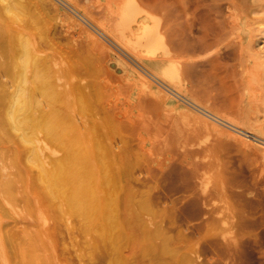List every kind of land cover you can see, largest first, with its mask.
<instances>
[{"label": "rangeland", "instance_id": "obj_1", "mask_svg": "<svg viewBox=\"0 0 264 264\" xmlns=\"http://www.w3.org/2000/svg\"><path fill=\"white\" fill-rule=\"evenodd\" d=\"M25 1L37 27L55 33L63 70L82 76L70 79L80 87L65 108L76 126L60 110L67 137L34 141L47 162L70 152L80 159L75 186L64 193L85 187L98 202L116 171L124 175L121 198L131 188L146 201L138 224L133 216L121 225L133 264H156L155 252L143 254L146 234L155 231L181 239L159 247L165 264H264V0ZM124 4L135 23L122 33L116 26ZM143 26L158 34L154 58L134 44ZM157 61L170 82L156 75ZM83 131L89 139H79ZM27 155L18 139H0V183H14L11 194L0 191V264H17L13 243L24 246V264H109L104 242L115 226L44 203ZM156 236L151 242L161 243Z\"/></svg>", "mask_w": 264, "mask_h": 264}, {"label": "bare ground", "instance_id": "obj_2", "mask_svg": "<svg viewBox=\"0 0 264 264\" xmlns=\"http://www.w3.org/2000/svg\"><path fill=\"white\" fill-rule=\"evenodd\" d=\"M41 1H46V0H41ZM67 1L70 4L75 5L74 0H67ZM124 2L125 1H123L122 4ZM78 3H81L80 0ZM70 4L66 3L65 5L68 6ZM115 5L118 4L116 3ZM127 7H128L127 4H124L122 7L120 5L118 9L119 13H117V15L119 16V18H117L119 20V24H117L116 27L118 28L117 30H119V32L122 33H124L125 30H130L131 25L135 23L134 22L135 19H132L134 20L132 21V23L129 22L131 19H129L127 16L129 15V11L127 10ZM145 8H147V6ZM149 9L151 10V8ZM156 11L157 10H154V12ZM152 12L153 9L150 12L151 15L153 14ZM31 13H32V8L30 6V2H27L25 0H0V139H5L7 141H9V139H14V138L18 139L19 144L21 145V152L24 151L28 152L27 155L28 157L26 158L29 159H27V161L31 165L33 164L34 168L37 171L36 179H34L35 181L34 184L39 189L41 199L42 200L44 199V203H47L48 206L50 207L56 208V210H60V211L63 210L64 215L66 214L67 211H74V213L78 214L81 217H84L85 219L97 220L99 224L101 223L100 225L101 228L103 227L110 228L111 226H115V232H113L112 234L110 233L109 237L108 234L107 235L108 240L104 242L105 249L109 251L106 253L107 261L109 264H133L136 253L134 251H130L129 248L124 245V237H128L129 234L128 232L125 231V229L121 225L124 222L127 223V221L131 219V217L136 216L138 214L137 209H139L141 206H144L146 201L142 199H137L138 195L135 192H132L131 188H127L125 193L126 195L123 198H121V191L123 190L121 184L124 183L125 179H124V175L120 174L118 170L116 171L117 181L115 183L110 182L112 180L108 181L109 184L106 187L109 190L107 191V193H105L106 195L104 194L101 198L98 199V202L94 201L93 199L94 197L91 191L89 192L88 188L85 187L83 188L81 186L76 187L72 194L70 195L65 194L64 193L65 187H67L68 185L75 186V183L77 181L75 174L76 166L78 164L77 161H80V159L74 161L72 157H70L71 152L69 153V151H67L70 154L69 156L65 155L63 158L55 159L53 162L52 161L47 162V157L44 154H42L43 149L41 147L38 146L36 147L34 145V141L35 139H38L37 137L39 135H41L42 138L55 139V140L58 139V137L60 136H62L61 138H64L63 135L67 137L66 135L67 133L60 128V125L58 123L61 116V114H59L60 110L62 111L64 110L63 115L69 121H71L73 126L74 125L76 126V124L73 121V117L67 112L69 108L67 109L65 108L67 106V102L69 101V99L74 98V97L72 98L71 96L74 92L75 87L78 88L77 89L78 91L80 87L77 86L78 84L71 86L69 81L72 82V80L70 79H73L74 75H76V77L80 78L79 80H82V76H80L75 70L70 68L63 70L64 60L62 59L61 56L58 55L57 51L54 50L55 33L44 27H37V19L33 17H29ZM156 14L157 12L154 15ZM72 19L73 18L70 16L67 17V15H63L62 22H66V23L68 22L66 26L68 29L74 27L75 21ZM100 21L102 23L104 22L102 19L99 20V22ZM99 22H98L99 25L102 24L101 22L100 23ZM107 23L110 24L108 21ZM159 29H161V27ZM157 35L158 34H156L152 28L143 26L139 30V32L134 34L135 36L134 44H138L139 46H142V49L146 48L148 52H151L150 55L154 58V52L152 51L156 49V45H157L156 42L158 40ZM86 36L93 43H98V41L94 39L93 36H91L87 32H86ZM171 48L174 49V47ZM171 48L170 50H172ZM152 64L155 66L154 71L156 75L158 74V77L160 76L161 78H163L164 82L165 80L170 82L169 80L170 76L167 73L166 69L164 68L163 66L164 64L158 61L152 62ZM69 73L71 74L70 76L72 77H67V74ZM84 85L83 87H85ZM80 90L86 91V88L84 89L80 88ZM83 91H81V93ZM85 94L86 97H84V95L81 97L84 100V102L83 100L79 99L82 101V103H84V106H86L84 98H87V93ZM87 102L89 106L91 105L94 106L93 107L94 110V108L96 107V105H94V102L91 105H90L91 101L87 100ZM81 106L83 105L81 104ZM192 107L194 108V105ZM95 113L98 115L96 110ZM203 114L206 115L205 113ZM206 116L208 117V115ZM107 118H109V116ZM82 121L84 122L85 119H82ZM106 121H108V119ZM73 132L74 131L71 130L69 134H72ZM97 132L98 131H95V135H96L95 137H97V135L99 134V132L98 134ZM76 134L79 137V139H89L87 137L88 134L84 133V131ZM91 134L94 135L93 133ZM91 137L94 138V136ZM54 143L57 144L58 142L57 143L54 142ZM69 150L71 151L72 147ZM72 151H74V149ZM111 172L113 171L110 170V173ZM109 185L110 188L108 187ZM13 188H14V183L12 182H6L5 184L0 183V191L6 193L7 195L11 194ZM62 199L63 201H60ZM38 201L40 204L41 201L40 200ZM97 203L100 205H104L102 209H99L100 211L96 208ZM140 211L141 210H139V212ZM135 219L138 220L140 219V217L137 219L136 216ZM136 222L138 224L139 220ZM133 225L134 224H132V226ZM132 226L131 228H133L136 225H134L133 227ZM104 229L101 231L104 232L105 234V231L107 229L106 228ZM159 229L160 228L158 227V230ZM158 232L159 231H155V233L153 232L146 234L147 236H145L144 239L145 242L148 243L147 246L143 248L144 249L143 254L147 252L149 254L155 252L153 256L156 259V264H165L162 258H164V254L167 253L162 250L158 252V249L159 247H161V245H165V246L167 245V247L169 248L171 242L174 244V241L178 240V237L177 239L174 238L175 240L173 241L172 238H170V236L168 237L167 234L168 232L165 234H163L162 232L159 233V235L160 234L163 235L162 242L159 244H153V242L151 241L156 236V234L158 235ZM129 233H131V231ZM134 233L131 234L134 235ZM134 236L137 238L138 235H134ZM158 236L156 237L158 238ZM138 238L140 239V236H138ZM135 240L139 241L138 239ZM180 240H178L177 242H179ZM13 244L14 245H12V247L15 253V257L18 261L17 264H24L25 262L24 246L18 243H13ZM178 246L179 245H177V247ZM166 250L168 249L166 248ZM6 264L8 263L6 262Z\"/></svg>", "mask_w": 264, "mask_h": 264}]
</instances>
